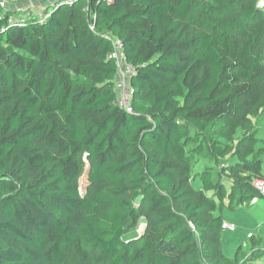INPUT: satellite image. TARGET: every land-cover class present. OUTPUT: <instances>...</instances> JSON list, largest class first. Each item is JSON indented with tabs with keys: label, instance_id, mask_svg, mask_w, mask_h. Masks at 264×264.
<instances>
[{
	"label": "trees",
	"instance_id": "1",
	"mask_svg": "<svg viewBox=\"0 0 264 264\" xmlns=\"http://www.w3.org/2000/svg\"><path fill=\"white\" fill-rule=\"evenodd\" d=\"M258 1L60 0L39 20H10L0 6V264H255L238 262L242 245L222 254L223 221L204 191L215 184L205 172L195 187L177 147L196 131L224 159L242 128L232 154L254 157ZM113 37L134 67L130 111L116 102ZM239 165L261 174L258 157Z\"/></svg>",
	"mask_w": 264,
	"mask_h": 264
},
{
	"label": "rangeland",
	"instance_id": "2",
	"mask_svg": "<svg viewBox=\"0 0 264 264\" xmlns=\"http://www.w3.org/2000/svg\"><path fill=\"white\" fill-rule=\"evenodd\" d=\"M5 2L6 7L11 9H18L26 6H35L43 8L52 6L60 0H23V3H19L21 0H7ZM264 0H259L257 6L264 11ZM260 4V5H259ZM198 7H194L190 12V17L194 19L196 16ZM121 67V66H120ZM121 79L118 74L115 80ZM124 85L129 90V83L127 78H124ZM260 108L255 109V113L250 116L251 127L254 130L255 137L253 156L261 159L259 176H264V98L261 101ZM244 131L242 128H238L234 140L229 143L231 152L224 159L217 158L211 154L207 147V141L203 138L202 134L198 132L190 131L189 137L182 142L181 146L177 147L178 154V167L189 166L190 174L193 177V185L200 187L201 180L205 175V172L210 176L211 180L215 184L213 189H204L209 196L210 200L217 205L218 215H221L223 222L233 225V228L225 226L221 233V251L222 254L228 258H234L240 245H242L237 259L238 262L246 260L260 259L264 256V201L259 200V203L252 206H247L250 198H263L257 194V192L251 187V177L253 175L243 169L240 162H251L254 157H242L238 158L233 153L235 143L241 138ZM84 170L79 178V188L82 194H85L89 190L88 184V165L87 161H84ZM233 185V186H232ZM241 187V188H240ZM235 193V194H234ZM214 215V213H213ZM78 213H73L72 225L77 227L79 219ZM145 214L142 215V217ZM193 226L197 244L200 245L202 234L200 228ZM145 224L138 221L136 225V231L130 230L125 233V237L134 238L135 233H142ZM78 236L85 249L91 250V243L85 238L83 233L78 230ZM259 239V240H258ZM63 251L67 260H77V255L68 244L64 241L62 244ZM200 249V248H199ZM202 264H216L213 261L200 257ZM241 260V261H240ZM82 264H94L90 259L85 260ZM100 264H106L105 262ZM258 264H261L258 262ZM264 264V263H262Z\"/></svg>",
	"mask_w": 264,
	"mask_h": 264
},
{
	"label": "built area",
	"instance_id": "3",
	"mask_svg": "<svg viewBox=\"0 0 264 264\" xmlns=\"http://www.w3.org/2000/svg\"><path fill=\"white\" fill-rule=\"evenodd\" d=\"M67 1L70 2V0H67ZM5 2L8 3L7 0H0V6L2 7V9L11 10V12H9V15H8V18L10 20H13V19L39 20V19H43L47 16L46 11L48 9H46V7H44V6H43V8L35 7V6H26V7H22V8H18V9H11V8L6 7ZM263 4L264 3L262 2L261 5H263ZM107 56L110 59H113L116 63V71H117L116 76L118 74L121 76V79L114 80L115 90L117 93L116 102L120 106L125 108L127 111H130L131 110V106H130V92H131V90H130V88H129V90H127L125 88L124 78L126 77L127 82H128V79L134 73V67L132 64H130L129 62H127L125 60L123 53H122L121 41L119 39H117L116 37L112 38V49L109 51ZM251 184H252V187L256 190V192L261 197H263V199H264V177H262V176L252 177ZM222 226L223 227L227 226V227L233 228L232 225H229L227 223L226 224L223 223Z\"/></svg>",
	"mask_w": 264,
	"mask_h": 264
},
{
	"label": "crops",
	"instance_id": "4",
	"mask_svg": "<svg viewBox=\"0 0 264 264\" xmlns=\"http://www.w3.org/2000/svg\"><path fill=\"white\" fill-rule=\"evenodd\" d=\"M23 3V0H21V1H19V3ZM261 173V172H260ZM259 200H262V201H264V199L263 198H260V197H258V198H255V199H251V200H249L247 203H245L247 206H249V205H252V206H254V205H256V204H258L259 203ZM223 221V220H222ZM225 222V221H224ZM223 222V223H224ZM227 223H229V222H227ZM230 225V224H229ZM233 226V225H232ZM234 227V226H233ZM259 240V239H258ZM260 259H258L257 261H255V264H258V262H260L261 264L262 263H264V256L263 257H259ZM241 261V260H240Z\"/></svg>",
	"mask_w": 264,
	"mask_h": 264
},
{
	"label": "water",
	"instance_id": "5",
	"mask_svg": "<svg viewBox=\"0 0 264 264\" xmlns=\"http://www.w3.org/2000/svg\"><path fill=\"white\" fill-rule=\"evenodd\" d=\"M48 7H50V6H47L46 9H48ZM263 55H264V47H263Z\"/></svg>",
	"mask_w": 264,
	"mask_h": 264
}]
</instances>
